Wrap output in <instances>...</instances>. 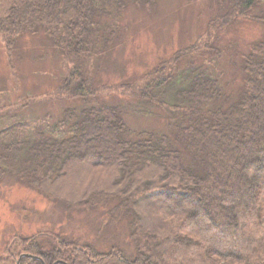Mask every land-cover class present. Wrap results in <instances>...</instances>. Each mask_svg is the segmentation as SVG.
I'll list each match as a JSON object with an SVG mask.
<instances>
[{"label": "trees", "instance_id": "1", "mask_svg": "<svg viewBox=\"0 0 264 264\" xmlns=\"http://www.w3.org/2000/svg\"><path fill=\"white\" fill-rule=\"evenodd\" d=\"M156 1L0 0L9 59L23 36L43 33L70 67L48 99L82 102L22 137L1 130L0 178L13 176L68 215L108 208L111 226L128 220L135 250L99 251L44 232L17 238L7 264L23 251L39 260L20 264H264V37L243 55L234 100L214 73L188 62L219 53V32L237 20L264 24V0H210L214 15L195 43L137 82L96 86L95 58L120 36L126 9ZM105 88L158 106L170 132L132 130L121 105L101 100Z\"/></svg>", "mask_w": 264, "mask_h": 264}, {"label": "rangeland", "instance_id": "2", "mask_svg": "<svg viewBox=\"0 0 264 264\" xmlns=\"http://www.w3.org/2000/svg\"><path fill=\"white\" fill-rule=\"evenodd\" d=\"M213 7L210 0H157L148 9L130 5L120 21V36L95 58L91 70L93 83L118 86L143 79L160 63L170 60L177 51L205 34L214 15ZM42 34L23 36L12 60L7 56L4 42L0 41V131L16 127L22 137L37 123L53 126L66 108L82 106L81 100L48 99L70 67ZM263 37L264 24L239 19L219 32L215 41L219 53L186 61L192 60L214 73L225 93L234 100L244 80L243 55ZM100 98L121 105L132 130L170 132L163 111L154 104L140 103L128 94L109 88L102 90ZM107 211L108 208L90 212L76 210L68 215L63 207L25 183L13 176H4L0 178V264H7L9 248L17 238L44 232L64 235L79 244H92L99 251L120 247L126 255L133 256L128 220L111 226ZM22 254L30 255L18 252L12 264H17Z\"/></svg>", "mask_w": 264, "mask_h": 264}, {"label": "water", "instance_id": "3", "mask_svg": "<svg viewBox=\"0 0 264 264\" xmlns=\"http://www.w3.org/2000/svg\"><path fill=\"white\" fill-rule=\"evenodd\" d=\"M23 257H33V258H35V256H33V255H29V254H22V255L20 256V258H19V260H18L17 264H20V261H21V259H22ZM42 264H44V263H42Z\"/></svg>", "mask_w": 264, "mask_h": 264}, {"label": "flooded vegetation", "instance_id": "4", "mask_svg": "<svg viewBox=\"0 0 264 264\" xmlns=\"http://www.w3.org/2000/svg\"><path fill=\"white\" fill-rule=\"evenodd\" d=\"M30 255H31V254H30ZM33 256H35V255H33ZM30 259H38V260H39V257H38V256H35V258L30 257ZM20 263H21V261H20Z\"/></svg>", "mask_w": 264, "mask_h": 264}]
</instances>
